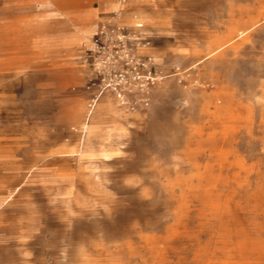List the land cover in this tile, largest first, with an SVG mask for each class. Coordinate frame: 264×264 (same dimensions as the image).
I'll use <instances>...</instances> for the list:
<instances>
[{
    "label": "rangeland",
    "instance_id": "rangeland-1",
    "mask_svg": "<svg viewBox=\"0 0 264 264\" xmlns=\"http://www.w3.org/2000/svg\"><path fill=\"white\" fill-rule=\"evenodd\" d=\"M107 22L148 104L88 65ZM0 264H264V0H0Z\"/></svg>",
    "mask_w": 264,
    "mask_h": 264
},
{
    "label": "built area",
    "instance_id": "built-area-1",
    "mask_svg": "<svg viewBox=\"0 0 264 264\" xmlns=\"http://www.w3.org/2000/svg\"><path fill=\"white\" fill-rule=\"evenodd\" d=\"M142 27L141 23L134 27L101 24L88 52L100 86L114 92L123 105L134 101L148 104L150 89L165 77L153 56L139 52L150 45L141 35Z\"/></svg>",
    "mask_w": 264,
    "mask_h": 264
},
{
    "label": "crops",
    "instance_id": "crops-1",
    "mask_svg": "<svg viewBox=\"0 0 264 264\" xmlns=\"http://www.w3.org/2000/svg\"><path fill=\"white\" fill-rule=\"evenodd\" d=\"M81 19H82L83 22H84V24H83L82 26H84V25H89V24H95V23H96L95 18H94L92 15H90V14H84V15H82V16H81ZM70 21H71V20H70ZM72 24H73V23H72ZM73 25H74V24H73ZM97 30H98V29H97V27H96L95 32H94V33L92 34V36H91V41H92L93 36L96 34ZM141 35H142L143 38L148 39V37L144 36L142 30H141ZM91 41H90V44H91ZM90 47H91V45H90L89 47L86 48V51H87V52H89ZM144 54H150V53H144ZM88 58H89V60H90V57H88ZM90 64H91V61H90V63L88 62V65H89V66H90Z\"/></svg>",
    "mask_w": 264,
    "mask_h": 264
},
{
    "label": "bare ground",
    "instance_id": "bare-ground-1",
    "mask_svg": "<svg viewBox=\"0 0 264 264\" xmlns=\"http://www.w3.org/2000/svg\"><path fill=\"white\" fill-rule=\"evenodd\" d=\"M119 19V18H118ZM105 99V98H104Z\"/></svg>",
    "mask_w": 264,
    "mask_h": 264
}]
</instances>
